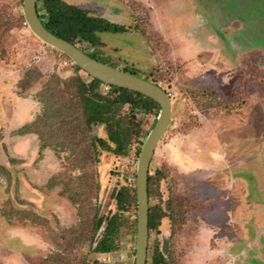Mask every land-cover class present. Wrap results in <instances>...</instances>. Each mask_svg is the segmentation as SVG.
<instances>
[{"label":"rangeland","instance_id":"obj_1","mask_svg":"<svg viewBox=\"0 0 264 264\" xmlns=\"http://www.w3.org/2000/svg\"><path fill=\"white\" fill-rule=\"evenodd\" d=\"M65 1L125 25L99 33L97 52L171 96L149 168L157 178L149 202L164 217L149 234L147 264L157 252L168 264H264V0ZM1 11L12 26L0 36V264L85 254L135 264L137 208L124 213L117 251H90V233L95 218L118 211L121 186L136 189L138 144L87 157L104 128L72 127L51 110L59 101L49 108L37 95L53 75L93 77L30 31L23 0H0ZM139 116L150 131L157 116ZM36 120L40 133L20 132Z\"/></svg>","mask_w":264,"mask_h":264},{"label":"trees","instance_id":"obj_2","mask_svg":"<svg viewBox=\"0 0 264 264\" xmlns=\"http://www.w3.org/2000/svg\"><path fill=\"white\" fill-rule=\"evenodd\" d=\"M19 4H22V0H19ZM37 11L44 25L55 35L73 44H77L81 50L91 57L117 67L116 63H108V59L100 56L96 48L102 43L99 33L123 32L126 30L125 25L93 15L88 9L76 4L67 3L65 0H37ZM7 16L8 14L1 11L0 36L5 34L12 26L10 21L7 20ZM19 17L20 20L24 21L22 15ZM0 41H2L1 37ZM87 47L95 49L89 51ZM54 50L70 60L60 50L56 48ZM72 66L77 72L82 70L76 64H72ZM123 70L136 74L135 70L127 67L123 68ZM146 79L148 78L146 77ZM33 81L35 80H30L29 84ZM61 82L65 84L64 89L59 85ZM104 84L96 78H92L91 81L87 82L78 74L64 79L53 75L51 81L37 96H39V100L45 101L47 105L50 102L53 105L58 104L59 101V105L51 110L54 113L64 115L65 119L67 116L72 117L71 121H69L72 123V127L84 123L86 127L104 128L105 136L95 134L90 137L89 148L85 151L87 157H91L92 154H96L97 156L99 150L110 151L116 155H127L135 144H138L139 152L140 145L149 132V130L143 128L139 113L144 115L154 114L157 116L160 105L152 98L140 92L110 84H105L108 87V91L104 94L100 89L101 85ZM65 92L69 93V98L64 100L58 99L63 98V93ZM58 93L61 95L60 97L55 96ZM48 107L51 108L50 105ZM66 113L68 114L66 115ZM39 122L36 120L25 124L19 130L21 133L33 130L34 132L40 133ZM32 127L33 130H31ZM46 145L44 144V146ZM159 179L161 178L159 177ZM156 183L157 178L149 173V198L155 195L154 189ZM114 197L117 202L118 211L112 215L99 216L93 221L90 233V251L111 253L117 251L120 247L121 232L124 227L127 229L128 225L124 213L137 208L136 189L135 187L123 185L115 193ZM162 217H164V214L161 208H158L156 205L153 206L149 202V234L151 230L157 228ZM132 227V233L135 234L136 221H134ZM63 260H68L65 264H112L97 258L90 262L87 254L81 259H69L67 256H63ZM152 264H168L164 253H155L152 257Z\"/></svg>","mask_w":264,"mask_h":264},{"label":"water","instance_id":"obj_3","mask_svg":"<svg viewBox=\"0 0 264 264\" xmlns=\"http://www.w3.org/2000/svg\"><path fill=\"white\" fill-rule=\"evenodd\" d=\"M23 15L30 31L42 42L66 54L74 64L91 77L105 84L129 88L140 92L160 105L156 120L146 135L139 152L136 168L137 230L135 264H147L149 245V195L148 175L152 157L172 118L170 94L159 84L135 73L104 63L64 38L51 32L44 25L37 11V0H23Z\"/></svg>","mask_w":264,"mask_h":264}]
</instances>
